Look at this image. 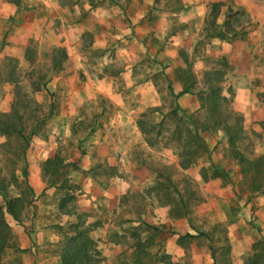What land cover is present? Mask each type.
Wrapping results in <instances>:
<instances>
[{
	"label": "rangeland",
	"instance_id": "obj_1",
	"mask_svg": "<svg viewBox=\"0 0 264 264\" xmlns=\"http://www.w3.org/2000/svg\"><path fill=\"white\" fill-rule=\"evenodd\" d=\"M6 1L16 8L0 17V180L6 195H22L25 202L19 222L6 215L20 249L7 247L1 264H59L70 235L84 243L85 264H129L133 258L148 264H264V52L246 98L250 113L228 115L251 165L231 174L221 134L202 129L193 139L191 130L187 138L193 140L181 141L171 125L184 114L202 123L205 114L184 113L171 93L164 100L165 120L142 119L153 151L132 148L135 164L146 169L136 176L125 172L116 208L95 207L86 201L83 183L93 178L108 185L104 174L111 172L99 173L100 162L86 168L81 160L105 103L87 96L89 74L70 66L64 46L38 45L37 29L47 20L36 12L35 0ZM250 25L243 11L231 12V29H237L231 39L242 40ZM226 91L232 96V86ZM205 138L216 140V162L206 153ZM54 155L61 166L55 175L43 174V162Z\"/></svg>",
	"mask_w": 264,
	"mask_h": 264
},
{
	"label": "crops",
	"instance_id": "obj_2",
	"mask_svg": "<svg viewBox=\"0 0 264 264\" xmlns=\"http://www.w3.org/2000/svg\"><path fill=\"white\" fill-rule=\"evenodd\" d=\"M35 2L36 12L47 20L37 29L38 45L64 46L70 66L82 67L89 74L86 85L92 89L87 96L105 103L81 162L86 168L100 162L99 173L111 172L104 174L110 181L99 186L93 178L85 179L83 195L90 206L116 208L123 179L128 176L125 172L136 176L146 169L141 161L135 164L139 158L132 148L153 151L142 119L156 115L165 120L164 100L171 93L184 113L205 114L202 123L189 121L184 114L178 126L171 125L179 131L180 140H187V130L195 128L221 134V146L231 153V174L242 170L233 155V149L239 150V137L231 145V134L213 118L218 116L231 127L228 115L250 113L246 98L264 52V0ZM15 8L0 0V17L12 15ZM237 10L251 23L242 40L231 39L237 31L231 29V12ZM229 85L232 96L226 91ZM205 140L206 153L216 162V140ZM130 161L134 164H125ZM261 205L264 208V198Z\"/></svg>",
	"mask_w": 264,
	"mask_h": 264
},
{
	"label": "trees",
	"instance_id": "obj_3",
	"mask_svg": "<svg viewBox=\"0 0 264 264\" xmlns=\"http://www.w3.org/2000/svg\"><path fill=\"white\" fill-rule=\"evenodd\" d=\"M215 6V5H213ZM186 89L183 88L182 91ZM213 121L218 124L219 127L223 128L227 132L231 134V145H234V140L238 138V135L235 131V129L229 125H227L224 122H221L219 117L213 118ZM191 130H187V136L190 134ZM194 137L198 136V130L195 128L194 130ZM233 138V139H232ZM193 139H188L187 141L191 142ZM233 155L237 160L243 165V163L251 165L253 162L250 159H245L242 154L239 153V151L233 149ZM62 162L60 160L56 159V156L49 157L45 159V161L42 164L43 174H51L55 175L58 171V168L61 166ZM22 175L24 179L26 178V171L25 169H22ZM72 187H77L76 185H70ZM2 181L0 180V196L2 198V203H0V264H1V257L3 251L7 247H14L15 249H20L19 247L15 246V243L13 241V233L11 231V228L6 220V215H9L12 219H14L16 222L20 221V214L22 210L23 203L25 202V198L22 195H6L2 191ZM79 236H84V231L81 230H75V234ZM75 235H70L65 237V243L63 249H62V257L59 261V264H85L83 262V258L86 257L85 255V245L82 243V241L77 242ZM87 239L84 238V241ZM125 264H128L125 262ZM129 264H148L147 262L137 260L136 258H133Z\"/></svg>",
	"mask_w": 264,
	"mask_h": 264
}]
</instances>
